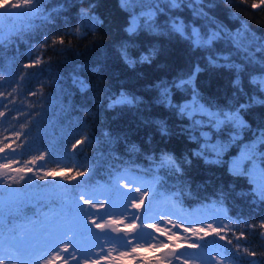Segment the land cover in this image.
Returning a JSON list of instances; mask_svg holds the SVG:
<instances>
[{
	"label": "trees",
	"instance_id": "trees-1",
	"mask_svg": "<svg viewBox=\"0 0 264 264\" xmlns=\"http://www.w3.org/2000/svg\"><path fill=\"white\" fill-rule=\"evenodd\" d=\"M12 1L15 0H8L9 3ZM251 2L248 0V3H240V0H235L233 4L228 0H203L206 5L204 11L217 24L235 33L241 23L246 22L258 36H264V9H252ZM89 3L95 5L89 9L90 12L101 21L95 32L81 38L65 36V45L57 44L55 49L51 45L40 47L44 34L51 36L68 31L69 28L75 29L79 23L80 8L88 9ZM45 9L48 12L58 10L53 13L56 15L54 22L43 23L37 19L32 21V26L25 27L26 22L21 17H0V74L9 80L5 87L10 90L15 86L16 81L12 77L23 73L35 74L21 82L17 92L10 98L14 103L7 110L0 108V111H5V116L0 117V139L7 136L9 140L5 142L15 141L13 147L24 154L21 163L13 167H31L33 172H39L40 175H43L41 169L65 171H57L56 177H49L47 181L35 178L33 172L25 173L24 181L12 185L19 190L13 198L14 204L8 197L0 196L4 201L0 209V225L6 230L9 223L18 222L19 217L56 223L64 213L76 211V194L92 188L103 191L114 174L126 167L132 175H140L145 181H152L153 173L147 171L151 167L147 157H158L161 151H165L180 160L188 157L191 163L184 165L182 175L166 174V170H159V183L155 189L161 198L155 206L168 203L173 213L194 222L198 227L203 226L202 222L205 221H218L227 225L226 230L221 232L226 239H219L205 228L209 234L203 240L196 241L201 248L189 249L186 246L187 253L217 255L231 250L240 258L239 264H248L251 257L235 253L234 245L248 246L258 253L264 252V239L259 235L260 230H252L238 223L243 218L249 223L258 224L264 219V204L252 203L250 193L253 185L247 175L238 177L229 173V160L238 156L244 145L253 142V131L264 127V104L254 103L240 113L252 131L243 132L236 140L230 142L234 133L227 126L210 132L212 142L228 146L220 156L222 162L205 163L203 157L192 155L200 150L201 144L197 140H190L188 134L182 132V129L188 128L190 121L187 118L181 119L173 109L158 103L159 93L155 87L162 81L178 79L198 63L204 69L196 79L201 95L205 101L228 111L246 103L252 96L257 100L264 99V93L255 91L249 82L252 75L261 74V66L246 65L230 43L223 40L216 42L215 54L231 56L235 63L244 67L240 73L243 93L239 92L233 86L236 72L208 66L207 52L193 50L179 35L168 34L165 26L173 16L202 31L210 27L207 20L195 17L187 7L157 13L155 21L161 26L158 31H162L163 35H153L143 30L134 36L125 32L129 14L121 8L120 0H46ZM23 11L26 10L20 9L18 12ZM137 11L140 9L137 8ZM124 42L129 43V51L134 59H138L139 53L153 45L159 51L150 64L138 63L130 67L118 51L119 45ZM61 48L65 49L62 53ZM30 54L33 58L39 54L42 63L21 71L23 64L29 62ZM77 81H83L87 88L82 90ZM41 85L42 96H31L33 90H41ZM121 92L139 97L141 103L132 108L121 105L109 107L112 98ZM188 99L190 93L173 89L174 103H183ZM156 121L167 124L170 132L168 136L162 137L159 134ZM21 130L23 134L16 140L14 133ZM81 130L86 132L90 141L77 149V156H70V145ZM199 135L197 132L198 138ZM21 144L23 148L19 147ZM133 144L139 148L138 152H129L128 147ZM81 149L83 154L79 155ZM45 150L49 153L45 160L37 161L35 165L25 164L26 160ZM257 150L264 151V145L258 146ZM208 159L214 160L216 157L209 155ZM85 163L90 166L87 185L79 183L85 179L83 177H78L71 184L61 179L70 175L68 168ZM75 170L82 169L75 167ZM2 192L3 187H0ZM89 227L98 235V229L90 224ZM241 231L245 232L247 238L237 240L235 237ZM83 239L93 254L91 259H96L94 253L100 252L104 256L109 250L106 249V243H100L94 237L85 235ZM229 239L232 244L227 243ZM97 245L102 246L103 251ZM137 257L139 261L136 262L110 257L100 264H157L162 251L159 248L155 251L145 248L139 251ZM212 264H219L218 259L212 261ZM225 264H229L227 259Z\"/></svg>",
	"mask_w": 264,
	"mask_h": 264
},
{
	"label": "snow or ice",
	"instance_id": "snow-or-ice-1",
	"mask_svg": "<svg viewBox=\"0 0 264 264\" xmlns=\"http://www.w3.org/2000/svg\"><path fill=\"white\" fill-rule=\"evenodd\" d=\"M229 3L235 0H228ZM46 0H16L9 3L8 0H0V17L12 18L21 17L26 22L25 27L32 26V21L39 19L43 23H52L56 19L58 10L53 9L48 12L45 9ZM240 3H248V0H240ZM121 8L128 12L129 19L125 32L129 36H134L138 32L147 30L153 35H163L162 31H158L161 26L156 23L155 16L157 13L164 11H172L181 7L191 9L195 17L204 18L210 25L209 28L201 30L200 28L186 24L182 19L173 16L169 23L165 26L169 35H179L182 39L188 42L193 50H202L208 53V66L214 68H228L236 72V79L233 81V86L241 93L243 88L240 83V73L244 71L241 64L235 63L231 56H220L215 54L214 45L217 41L223 40L230 43L231 46L240 54L242 61L246 65L259 64L260 75H252L250 84L254 86V90L259 93H264V36H258L255 31L246 23L242 22L240 29L235 33L226 29L223 25L217 24L214 19L208 16L204 11L206 5L203 0H120ZM95 5L89 3L88 9L80 8L78 20L79 23L75 29L69 28L68 31L60 32L49 36L44 34L42 37L41 48L45 45H51L53 49L57 44L65 45V36L75 38L85 37L90 33L95 32L96 26L101 21L93 15L89 9ZM145 7L147 10H145ZM250 7L252 9H264V0H252ZM137 8L140 11H137ZM15 9H25L26 11H12ZM67 27V25H65ZM2 34V30H0ZM130 45L127 42L119 45V54L121 58L130 67L136 64H150L158 53V49L153 45L144 52L139 53L138 59H134L129 51ZM65 49L61 48L62 53ZM259 54V59L257 55ZM42 63V57L37 54L33 58L30 54L29 62L23 64V69H30ZM204 69L197 63L192 70L176 80L171 82H160L155 85L158 90V103L166 108L173 109L181 118H187L190 124L187 129H182V132L188 134L190 140H197L201 144L200 150L192 153L195 157H203L205 163H220L221 154L226 150L227 144L212 142L210 132L218 131L227 126L234 135L230 142L236 140L243 132L252 131L250 125L241 116L242 111H246L254 103L264 104V99L257 100L255 96L248 99L246 103H241L238 107L225 111L224 109L205 101L197 87L196 79L198 74ZM34 73H23L17 77H12L16 81L15 86L9 90L5 86L9 80L4 74H0V108L8 109L14 100L10 99L21 86V82ZM81 89L87 88L83 81H77ZM41 90H33L31 96H42ZM173 89L190 93V99L183 103L173 102ZM7 102V103H6ZM43 98L41 103H43ZM141 103V99L135 95L121 92L119 96L112 98L109 107L117 105L127 107H137ZM5 116V111H0V117ZM156 127L159 134L168 136L170 134L167 124L163 121H156ZM207 128L208 131H204ZM199 132V138L196 133ZM23 130L14 133L16 140H19ZM253 142L246 144L239 158L233 159L230 163L229 173L234 176H245L249 178V182L253 185L250 195L253 197V204H264V168L257 169V160L264 164V151L258 152V146L264 145V127H258L252 132ZM7 136L0 139V187H3V192L0 196H6L11 203H15L14 197L18 194V189L12 187L13 184H19L25 180L26 172H33L31 167H13L20 164L23 157V152H19L16 147H13L15 141H9ZM90 141V137L84 130L79 132L75 141L70 145L69 155L77 156V149L81 145ZM211 144V147L209 145ZM23 148L24 145L19 146ZM129 152H138L139 148L136 145L128 147ZM49 153L47 150L39 155H34L32 159L26 160L25 164L35 165L37 161L45 160ZM83 154V149L79 155ZM209 155H215L216 159L209 160ZM151 167L147 170L153 173L152 181H145L140 175H132L129 168L126 167L123 171H119L109 181L108 186L103 191H97L96 188L87 191H81L75 195L77 201L76 211L64 213L56 223L38 222L28 217H19L18 222H10L5 230L3 225H0V264H100L101 261H108L115 250L110 248L104 256L100 252L94 253L96 259H91L92 253L89 252V246L85 243L83 237L85 235L94 237L97 241L112 243L117 248H120L119 256L114 259H123L129 255L138 253L141 249L155 251L158 248L168 249L157 264H173V261H178L179 264H189V261L201 260L203 264H212V261L217 260L219 264H225V259L229 264H239V257L235 256L231 250H225L224 253L213 255L210 253H185L177 254L176 249L180 248V243H170L181 241L187 243L189 249H200L201 245L197 240H203L204 236L209 232L215 233L219 239H226L221 235L225 231L227 225L218 221H208L203 223V226H195L192 221L185 220L182 216L176 213H165L157 210L155 203L159 200L160 193L156 191L155 185L159 183L158 172L161 169L166 170V174L182 175L184 165L190 164L191 160L184 157L183 160L178 159L170 152L161 151L157 157L150 155L147 157ZM247 161L250 168H244L243 164ZM79 167L82 170H75ZM43 175L39 172H33V176L42 181H47L49 177H56L57 171H65V169L44 170ZM70 175L62 177L71 184L78 177L85 178L79 183L87 185L89 181L86 179L90 175V166L85 164L73 166L67 169ZM16 173L17 175H12ZM259 176V179L257 178ZM32 178L30 177L29 180ZM123 181V182H122ZM67 185H65L66 187ZM82 202V203H80ZM147 202V204H146ZM220 203H223V193L220 194ZM4 201L0 199V209L3 208ZM84 206H87L86 208ZM95 210L90 211V210ZM107 210V211H105ZM168 217L167 219L165 217ZM100 221V222H98ZM125 221H128L126 224ZM161 222L165 226H161ZM140 225V230H137V224ZM238 223H243L249 229L260 230L259 235L264 239V219L258 224L249 223L247 220L240 218ZM93 225L104 236H99L93 232ZM167 225H171L168 228ZM187 225V226H185ZM215 225V226H214ZM151 228L153 232L145 231ZM182 228L184 233H189L188 237L182 239L181 234L172 229ZM121 232L129 234L130 238L120 236ZM115 233V237L110 235ZM133 233H135L133 235ZM155 233L164 236L167 240H160ZM203 233V235H201ZM247 238L245 232L241 231L236 235V239ZM135 241V243H133ZM232 244V240L227 241ZM100 251H103V247ZM206 247V246H205ZM235 253H242L244 257H251L248 264H264V252H256L250 250L248 246L236 244L233 246ZM130 248V252L128 249ZM260 257L258 260L257 257ZM147 264V262H145Z\"/></svg>",
	"mask_w": 264,
	"mask_h": 264
},
{
	"label": "rangeland",
	"instance_id": "rangeland-1",
	"mask_svg": "<svg viewBox=\"0 0 264 264\" xmlns=\"http://www.w3.org/2000/svg\"><path fill=\"white\" fill-rule=\"evenodd\" d=\"M13 2H16V0L15 1H12V3ZM20 9H15V10H12V11H19ZM249 144V143H248ZM245 146V145H244ZM244 146L241 148V152H242V150H243V148H244ZM241 152H240V154L238 155V156H235V157H233V158H231L229 161H230V163H231V161L233 160V159H236V158H239L240 157V155H241ZM1 155H3V154H1ZM257 169H259V168H264V165H262L261 164V162L259 161V160H257ZM243 166H244V168H246V169H249L250 168V164H249V162H247V161H245L244 162V164H243ZM26 173H28V172H26ZM257 178L259 179V176H257ZM123 182V181H122ZM156 208H157V210H159V211H161V212H165V213H173L172 212V207L168 204V203H165L164 205H160V207L159 206H155ZM166 219L168 218L167 216L165 217ZM198 222L199 223H201L200 222V219H198ZM205 222H208V221H205ZM125 223L127 224L128 223V221H125ZM196 225H198V224H196ZM161 226L163 227V226H165L164 224H163V222H161ZM185 226H187V225H185ZM167 227L168 228H171V225H167ZM140 230V225H137V230H136V232H138ZM145 231H147V232H149V233H151V232H153V230L151 229V228H149V229H146ZM172 231H177V232H179L180 234H181V237H182V239L184 238V237H188L190 234L189 233H184L183 232V229L182 228H177V229H172ZM135 233H133V235H134ZM98 235L99 236H104L105 235V233H101L100 231H99V233H98ZM111 235V234H110ZM155 235L160 239V240H167V238L166 237H164V236H160V234L159 233H155ZM121 237H124V238H130V236H129V234L128 233H124V234H122L121 235ZM101 242H103V241H100V243ZM135 242V241H134ZM105 243V242H104ZM170 243H180V248H178V249H176V251H177V254H179L180 252H185V253H187V250H186V246H187V243L185 242V243H181V241H175V242H170ZM110 248H113V249H115L113 252H112V256H111V258H116V257H118L119 256V252H120V248H117L114 244H112V243H106V249H110ZM161 251H162V255L165 253V252H167L168 251V249H161V248H159ZM128 251L130 252V248L128 249ZM190 253H192V252H190ZM196 253V252H195ZM138 254H139V252L138 253H136V254H132V255H129V256H127V257H125V258H123L122 260H129V259H132L133 261H139V258L137 257L138 256ZM175 264L176 263H178L179 264V262L178 261H173ZM200 263H202V261H199V260H196L195 262H193V261H189V264H200Z\"/></svg>",
	"mask_w": 264,
	"mask_h": 264
},
{
	"label": "water",
	"instance_id": "water-1",
	"mask_svg": "<svg viewBox=\"0 0 264 264\" xmlns=\"http://www.w3.org/2000/svg\"><path fill=\"white\" fill-rule=\"evenodd\" d=\"M124 232H121L120 233V236L123 234ZM112 236H115L116 234L115 233H110Z\"/></svg>",
	"mask_w": 264,
	"mask_h": 264
}]
</instances>
